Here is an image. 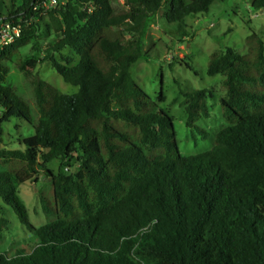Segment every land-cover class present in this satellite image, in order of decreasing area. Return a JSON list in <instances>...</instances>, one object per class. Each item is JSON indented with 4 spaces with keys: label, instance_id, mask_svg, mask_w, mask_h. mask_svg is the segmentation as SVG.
Listing matches in <instances>:
<instances>
[{
    "label": "trees",
    "instance_id": "trees-1",
    "mask_svg": "<svg viewBox=\"0 0 264 264\" xmlns=\"http://www.w3.org/2000/svg\"><path fill=\"white\" fill-rule=\"evenodd\" d=\"M42 1L9 0L10 10L0 13V23L22 27L20 38L0 50V138L11 119L30 121L27 105L4 85L3 63L30 78L38 113L33 134L0 151V200L29 237L0 247V264H264L262 37L250 33L244 53L225 47L208 56L205 74L221 78L227 126L209 151L182 157L171 117L130 72L148 58L141 48L145 22L165 1L122 0L115 8L113 0H61L46 12ZM167 1L162 18L173 26L226 0ZM251 7L263 11L264 0ZM43 16L44 28L58 37L41 60L22 59L20 49L36 38ZM65 49L74 56L62 64L54 54ZM47 61L76 93L34 76ZM179 94L185 127L207 139L195 125L210 116L207 89ZM54 161L55 174L47 168ZM40 174L50 198L39 197L47 221L35 228L15 187ZM5 225L0 220V230Z\"/></svg>",
    "mask_w": 264,
    "mask_h": 264
},
{
    "label": "rangeland",
    "instance_id": "rangeland-1",
    "mask_svg": "<svg viewBox=\"0 0 264 264\" xmlns=\"http://www.w3.org/2000/svg\"><path fill=\"white\" fill-rule=\"evenodd\" d=\"M162 8L146 22L142 36V51L147 59L138 60L131 68V76L144 93L168 113L172 119L178 152L182 157L197 155L209 151L214 145L217 131L227 124L220 113L218 100L223 94L220 87V77H207L205 74L208 56L230 47L238 53L245 52V38L252 32L262 37L264 41V10L251 8L252 0H226L211 4L208 12L184 18L183 23L167 25L162 15L167 9V0ZM122 0H113L112 6L120 8ZM11 8L9 0H1L0 13L5 14ZM40 31L36 38L20 49L22 59L44 57V50L58 35H53L44 28L48 19L43 16L37 23ZM74 56L70 49L54 54V59L63 64L66 57ZM78 58L74 57V62ZM7 67L4 85L13 90L28 107L30 121L11 119L2 125L0 151L17 148L15 141L33 134L38 113L35 105L30 78L16 69L12 64L3 63ZM34 76L45 81L60 93L72 95L77 88L65 83L50 67V63L39 62L34 70ZM207 89V106L209 118L196 121L195 125L203 129L207 139L202 140L197 132L190 133L185 127V113L179 105L183 98L179 91ZM161 92L163 102L157 97ZM47 168L55 174L59 162L54 161ZM3 170L0 160V171ZM63 170V169H62ZM76 171L73 167L67 173ZM17 196L23 202L29 222L35 228L46 223L39 197L50 198L49 182L40 174L34 181H27L16 187ZM0 220L6 225L0 230V247L10 250L28 240V231L19 224L13 211L4 206L0 200Z\"/></svg>",
    "mask_w": 264,
    "mask_h": 264
},
{
    "label": "built area",
    "instance_id": "built-area-1",
    "mask_svg": "<svg viewBox=\"0 0 264 264\" xmlns=\"http://www.w3.org/2000/svg\"><path fill=\"white\" fill-rule=\"evenodd\" d=\"M58 4H63L61 0H44L42 1V9L46 12L55 9ZM88 12L90 7H85ZM22 27L19 23L1 22L0 23V50L8 47L20 38Z\"/></svg>",
    "mask_w": 264,
    "mask_h": 264
},
{
    "label": "water",
    "instance_id": "water-1",
    "mask_svg": "<svg viewBox=\"0 0 264 264\" xmlns=\"http://www.w3.org/2000/svg\"><path fill=\"white\" fill-rule=\"evenodd\" d=\"M252 8V7H251ZM253 9V8H252Z\"/></svg>",
    "mask_w": 264,
    "mask_h": 264
}]
</instances>
